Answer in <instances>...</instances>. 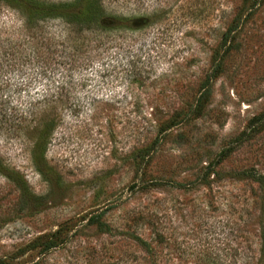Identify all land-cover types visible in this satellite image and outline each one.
Wrapping results in <instances>:
<instances>
[{
	"label": "rangeland",
	"instance_id": "374dc122",
	"mask_svg": "<svg viewBox=\"0 0 264 264\" xmlns=\"http://www.w3.org/2000/svg\"><path fill=\"white\" fill-rule=\"evenodd\" d=\"M101 4L31 40L0 2L1 263L264 264V0Z\"/></svg>",
	"mask_w": 264,
	"mask_h": 264
},
{
	"label": "trees",
	"instance_id": "16d2710c",
	"mask_svg": "<svg viewBox=\"0 0 264 264\" xmlns=\"http://www.w3.org/2000/svg\"><path fill=\"white\" fill-rule=\"evenodd\" d=\"M0 2L6 7L11 10H15L21 15V18L24 20L25 30L27 34H30V39H34V32L31 30L35 28L37 23H41L44 21H51V20H60L63 21L67 25H71L74 27H78L77 31L79 33H103L112 30L118 29V24L115 19H111L105 15L104 9L101 4V0H79V1H71L65 3H41L35 0H0ZM255 3H252L249 9L254 7ZM122 22V21H120ZM239 25V20H235L230 27L226 30L223 36V44L227 42L231 34L235 32ZM27 28V29H26ZM120 29V28H119ZM27 37V35H26ZM25 37V38H26ZM33 37V39H32ZM69 39L67 38V42ZM74 43L76 42L75 46L68 47L72 49V54L75 55L78 52L80 53L81 49L76 47L78 44L75 39H71ZM83 47V46H82ZM76 50H75V49ZM87 49V47H86ZM77 52V53H76ZM219 64L216 66V70L218 69ZM215 70V71H216ZM49 97L45 96L40 99L41 103H46V101H52V96L54 94L51 93ZM48 104V103H47ZM38 105V102L33 104V107ZM58 103L53 104L48 111V114L52 116V120H46L44 123H41L42 129L37 133L36 138L33 142V150L34 155L32 159L35 164H41L44 159L45 149L50 142V134L54 128L55 120H57V111ZM31 112H33V108H30ZM47 113V111H46ZM257 117L252 119V122H256ZM37 153V154H36ZM224 156V153L222 154ZM221 160V159H220ZM0 174L4 175L7 178H14L13 175H6L3 171H0ZM16 180V179H15ZM14 180V181H15ZM257 182H263L264 179L261 177L255 179ZM17 181V180H16ZM19 184V183H18ZM18 188L21 190V196H26L25 189L20 184ZM25 201L22 200V202ZM94 219H92L93 222ZM51 248V247H48ZM0 264L1 261H0Z\"/></svg>",
	"mask_w": 264,
	"mask_h": 264
}]
</instances>
